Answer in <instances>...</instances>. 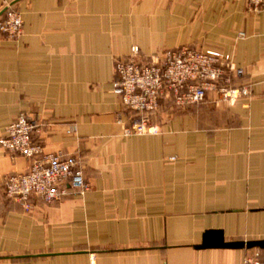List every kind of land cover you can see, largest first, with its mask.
I'll return each instance as SVG.
<instances>
[{
	"label": "crops",
	"instance_id": "obj_1",
	"mask_svg": "<svg viewBox=\"0 0 264 264\" xmlns=\"http://www.w3.org/2000/svg\"><path fill=\"white\" fill-rule=\"evenodd\" d=\"M8 7L24 26L17 40L0 36V137L21 114L36 117L34 141L76 158L91 190L58 204L32 198L26 212L5 178L31 162L0 147V264L264 262L260 248H195L208 230L264 240V10L245 0H0V18ZM185 46L228 54L251 97L188 110L163 100L153 132L133 133L113 91L117 62L134 47L151 63Z\"/></svg>",
	"mask_w": 264,
	"mask_h": 264
},
{
	"label": "built area",
	"instance_id": "obj_2",
	"mask_svg": "<svg viewBox=\"0 0 264 264\" xmlns=\"http://www.w3.org/2000/svg\"><path fill=\"white\" fill-rule=\"evenodd\" d=\"M254 11L264 10V0H245ZM22 15L8 7L0 18V36L17 40L23 33ZM139 48L132 49L128 60L117 62L113 91L131 113V131L135 134L152 133L148 123L159 111L163 100L179 108L203 104L210 94L218 96L213 103L235 104L251 97L247 84L241 83L245 71L233 58L219 49H199L189 46L167 50L151 63H140ZM42 133V124L30 114H21L6 134L0 137V147L31 162L29 171L5 178L6 197L32 212V198L45 204H58L70 192L85 195L91 190L76 158H63L45 153L34 141ZM246 264H264L259 256L249 257Z\"/></svg>",
	"mask_w": 264,
	"mask_h": 264
},
{
	"label": "water",
	"instance_id": "obj_3",
	"mask_svg": "<svg viewBox=\"0 0 264 264\" xmlns=\"http://www.w3.org/2000/svg\"><path fill=\"white\" fill-rule=\"evenodd\" d=\"M197 250L205 249H229L251 250L264 249V240L259 241H226L222 230H208L204 233L202 244L195 246Z\"/></svg>",
	"mask_w": 264,
	"mask_h": 264
},
{
	"label": "rangeland",
	"instance_id": "obj_4",
	"mask_svg": "<svg viewBox=\"0 0 264 264\" xmlns=\"http://www.w3.org/2000/svg\"><path fill=\"white\" fill-rule=\"evenodd\" d=\"M205 103H207V102H205ZM205 103H203V105L202 104H198V105H193V106H189V107H187V108H185V110H188L189 108H194V107H201V106H212L213 108H226V107H228V106H231V105H229V104H226V103H207V104H205Z\"/></svg>",
	"mask_w": 264,
	"mask_h": 264
}]
</instances>
